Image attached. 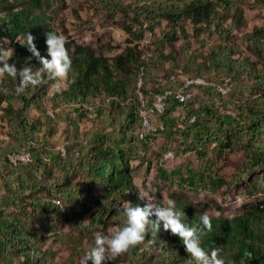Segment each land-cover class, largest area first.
I'll return each mask as SVG.
<instances>
[{"label":"trees","instance_id":"trees-1","mask_svg":"<svg viewBox=\"0 0 264 264\" xmlns=\"http://www.w3.org/2000/svg\"><path fill=\"white\" fill-rule=\"evenodd\" d=\"M54 2L63 5L65 0H0V46L14 49L9 61L18 68L26 63L33 69L40 66L35 57L28 59L26 32L34 34L43 55H47L46 33H60L52 23ZM263 2L90 0L94 11L124 19L121 25L129 43L107 56L67 37L72 66L66 83L45 75L41 83L17 94L19 76L2 75L0 264H53V244L64 241L65 222L73 227L62 264H75L84 236L94 243L96 233H106L109 225L124 222L120 214L124 200L145 203L133 180L131 160L146 159L145 150L151 148L154 134H162V150L176 142L199 159L211 152L217 161L237 144L243 159L233 182L247 178L253 184L255 173L264 179V24L254 25L244 34L243 49L228 40L243 20L245 6ZM73 12L81 20L75 9ZM185 22L191 25L192 38L207 48L199 59L186 48L172 47L181 37H188ZM146 30L152 35L150 56L133 43ZM205 31L217 32L221 40L209 43L201 37ZM167 60L169 67H165ZM179 66L183 70L177 69ZM181 74L201 76L212 84L187 86L185 90L191 94L185 101L168 96L162 113L148 114L149 126L141 137V113L151 105V90L182 87ZM48 96L49 105L44 102ZM178 108L186 114L175 116ZM58 133L65 144L64 155L53 140ZM23 148L30 151V159L10 161L9 154ZM205 170L188 166L177 174V170L159 168L157 177L196 190H217L226 183L223 177ZM154 200L162 202L157 195ZM177 206L184 209L190 225L199 224L206 212V206L188 199ZM217 210L218 214L207 212L212 227L204 231L202 246H219L218 255L226 264H239L245 253H251L247 264H264V204L231 218L221 208ZM121 257L122 264H189L190 260L181 239L162 227L157 234L149 229L145 240L122 252ZM112 260L102 264H112Z\"/></svg>","mask_w":264,"mask_h":264},{"label":"rangeland","instance_id":"rangeland-1","mask_svg":"<svg viewBox=\"0 0 264 264\" xmlns=\"http://www.w3.org/2000/svg\"><path fill=\"white\" fill-rule=\"evenodd\" d=\"M89 1L90 0H65L63 5L54 2L52 9L55 15L54 18H52V23H54L60 33H63L66 37H70L82 44H88L107 56L113 55V53L119 51V49L124 47L128 42V36L121 25L124 19L119 15L114 18H108L102 12L94 11L89 7ZM73 9L77 11L81 20L75 17ZM229 21L230 18H228L225 23ZM163 23H165V21H163L162 24ZM262 24H264V2L254 7L245 6L244 18L233 30L228 40L238 43L243 49L246 45L244 34L250 31L254 25ZM184 25L188 37H181L174 42L172 47L177 50L186 48V50L194 53L195 57L199 59L201 54L204 51L206 52L207 48L201 47L200 44L192 38L191 25L189 22H185ZM151 37V33L146 30L144 36L140 40H134L133 42L139 44V48L145 56H150L153 53ZM201 37L204 40L208 38L209 43H216L221 40L217 32L205 31ZM0 49L6 48L0 46ZM169 51L170 49L168 48L167 53ZM169 65L170 61L167 60L165 62V67H169ZM180 67L181 66L177 67V69H181ZM59 82L66 83V76L60 78ZM175 85H178V83H175ZM52 87L51 89H55L56 86ZM151 92L154 93L153 90H151ZM44 102L49 105V96L44 99ZM180 113L185 115L186 110L178 108L174 111L175 116ZM158 134L151 136V148L145 150L146 159H144V161H141L139 158H132L131 160L133 180L138 186L139 194H147L152 199H155L157 195L160 197L161 201L166 200L169 196L175 199L176 202L188 199L192 202H199L202 206H206V212L218 214L220 211L217 209L221 208V211L229 218L242 215L246 211H252L259 203L264 204V179H262L260 175L258 176V174L255 173L251 176L254 181L253 184L249 183L247 178L240 182H233V178L238 174L239 166L243 159V151L239 145L235 144L217 161L211 152H209L205 158L199 159L192 151L186 150L184 145L178 146L176 142L171 143L166 150H162L161 144L163 138L161 133ZM53 140L56 147L63 142L60 133L56 134ZM168 150L173 151V158L161 160L162 155ZM188 166L193 170H198L203 166L207 174L211 176L217 174L223 177L226 183L217 190H196L186 184L181 185L176 181V183L172 185L157 177V169L159 168L177 170L178 174L179 172H185ZM175 177L177 178V175ZM141 199L146 202V198ZM113 224L107 227L106 233L111 230ZM72 227L73 224L71 222H65L63 226V232L65 234L64 241L53 244L54 250L56 251L52 259L53 264H62L67 259L68 247L71 245L69 233ZM74 233L75 236H78L76 231H74ZM46 243H49V240H47ZM92 243V240H88L87 237L84 236L80 253L74 257L75 264H77L78 257L82 255ZM113 259L114 260L111 261L112 264L123 263L121 253L116 255Z\"/></svg>","mask_w":264,"mask_h":264},{"label":"clouds","instance_id":"clouds-1","mask_svg":"<svg viewBox=\"0 0 264 264\" xmlns=\"http://www.w3.org/2000/svg\"><path fill=\"white\" fill-rule=\"evenodd\" d=\"M66 40L67 37L63 33L48 31L45 39L47 55H43L37 48L34 34L26 32L24 44L31 53L28 59L35 57L40 66L33 69L31 64L26 63L22 68H18L15 62L9 61L14 49H0V76L4 74L13 78L19 76L17 94L23 92L29 85L41 83L45 75L65 77L72 66ZM140 195L141 198H146V202L140 205L124 200L120 205V214L124 217V222L113 227L108 233H98L94 243L78 257L77 264H88L89 260L92 264H102V261L111 260L131 246L144 241L149 229L153 234H157L161 227L181 239L185 250L190 254L189 264H226L225 258L218 255L221 251L219 246L209 248L202 246L201 237L204 231L212 227V219L207 212L201 214L199 224L190 225L187 223L184 209L179 208L172 197L156 202L147 194ZM153 214L155 218H152ZM250 255L251 253L242 255L239 264H247V257ZM228 264L235 262L229 261Z\"/></svg>","mask_w":264,"mask_h":264},{"label":"built area","instance_id":"built-area-1","mask_svg":"<svg viewBox=\"0 0 264 264\" xmlns=\"http://www.w3.org/2000/svg\"><path fill=\"white\" fill-rule=\"evenodd\" d=\"M181 80H182V87L176 88L175 90L171 89V88H166L163 91L160 92H154L152 93V102L151 105L149 106L148 109H145L142 111V123H141V127L142 130L140 132V136L142 137L143 135V131L145 129H147V127L149 126V118H148V114H158V113H162L166 104V98L168 96L173 95L175 98H177L179 101H185L189 96H190V92H188L187 90H185V88L189 85H207V84H212L211 82L207 81L205 78L201 77V76H194V77H189V76H185L183 74L179 75ZM171 78H174V75H171ZM138 86L141 84V80H138ZM140 98L143 100V95L140 93ZM158 126L160 128H162L161 123L158 124ZM58 149L60 151V153L62 155L65 154V144L61 143L58 146ZM174 156L173 151L172 150H168L166 151L162 157L161 160H168V159H172ZM9 159L12 162H16L18 160L20 161H27L30 159V151L27 148H23L21 150H19L18 152H13L11 154H9Z\"/></svg>","mask_w":264,"mask_h":264}]
</instances>
